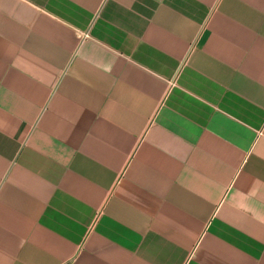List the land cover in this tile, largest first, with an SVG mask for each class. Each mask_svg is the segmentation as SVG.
Segmentation results:
<instances>
[{"label": "crops", "instance_id": "1", "mask_svg": "<svg viewBox=\"0 0 264 264\" xmlns=\"http://www.w3.org/2000/svg\"><path fill=\"white\" fill-rule=\"evenodd\" d=\"M0 264H264V0H0Z\"/></svg>", "mask_w": 264, "mask_h": 264}]
</instances>
